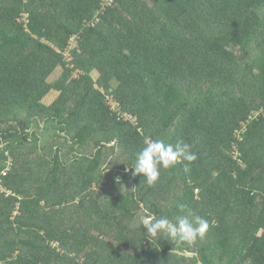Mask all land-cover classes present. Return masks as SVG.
<instances>
[{
	"label": "trees",
	"instance_id": "16d2710c",
	"mask_svg": "<svg viewBox=\"0 0 264 264\" xmlns=\"http://www.w3.org/2000/svg\"><path fill=\"white\" fill-rule=\"evenodd\" d=\"M104 1L0 0V264H264V0Z\"/></svg>",
	"mask_w": 264,
	"mask_h": 264
},
{
	"label": "rangeland",
	"instance_id": "374dc122",
	"mask_svg": "<svg viewBox=\"0 0 264 264\" xmlns=\"http://www.w3.org/2000/svg\"><path fill=\"white\" fill-rule=\"evenodd\" d=\"M235 52H237V51H235ZM65 56H66V54H65ZM66 60H68V59H66ZM79 73H81V72H79ZM76 72H74L73 74H72V76L73 77H76ZM91 74H93V77L95 78L96 76H97V74H99V72L96 70V69H94L93 71H91ZM60 75H61V70L59 69V68H57L51 75H50V78H49V81L50 82H52V83H55L58 79H59V77H60ZM101 91H103V89H101ZM58 92L57 91H51L44 99H43V103L45 104V105H47V106H50L52 103H54V102H56V100L58 99ZM107 97H109L110 98V96L109 95H107ZM108 104H110L111 105V107H112V109H114V107H116V104H115V102L112 100V99H109V101H108ZM126 120H129V119H127V118H125ZM138 120V119H137ZM129 121H131V122H133L134 124H136V121H135V118H133L132 120H129ZM138 122H139V120H138ZM63 134V133H62ZM63 143H65L66 142V140L64 139V140H61ZM68 143H70V142H68ZM71 144V143H70ZM72 145V144H71ZM72 147V146H71ZM9 152H6V155L9 157L10 156V154H8ZM64 156H65V158L67 159L70 155H71V148H69V147H67L66 148V151L64 152ZM156 154L158 155V150H156ZM11 157V156H10ZM3 163V162H2ZM7 166L8 167H11L12 166V160L10 159L8 162H7ZM5 171H8L7 169L5 170ZM3 174H6V172H4ZM121 181V180H120ZM0 183H1V180H0ZM102 187H104V186H102ZM101 187V188H102ZM128 188H129V190H130V187H131V184L130 185H128L127 186ZM127 188V189H128ZM97 189L102 193V192H108V190L107 189H105V190H102L101 191V189H99L98 187H97ZM124 191V190H123ZM123 191L122 190H120V192H118V194H119V196H122V194H123ZM100 193V194H101ZM142 219L143 220H145V221H148L149 222V220L146 218V217H142ZM147 222V223H148Z\"/></svg>",
	"mask_w": 264,
	"mask_h": 264
},
{
	"label": "clouds",
	"instance_id": "9594fccd",
	"mask_svg": "<svg viewBox=\"0 0 264 264\" xmlns=\"http://www.w3.org/2000/svg\"><path fill=\"white\" fill-rule=\"evenodd\" d=\"M76 46H77V43H76ZM76 48V47H75ZM66 52V51H65ZM64 52V60L66 61V62H69V61H71V59H72V57H71V59L69 60V61H67L66 60V56H65V53ZM71 56V55H70ZM102 89V88H101ZM104 91V90H103ZM109 99H112L114 102H115V104H116V107H115V109H112V107H110L111 109H112V111L113 112H118V111H120V106H119V103L117 102V101H115L113 98H109V97H107V100H106V103L108 104V101H109ZM109 106H111L110 104H108ZM124 117L125 118H127V119H129V120H132L133 118H135V121H136V124L135 125H137V120H136V117H134V116H131V115H129V114H124ZM133 123V122H132ZM134 124V123H133ZM150 143H151V146L153 147V149H154V151H155V156H158L159 154H160V149L158 148V146H157V144H155L154 142H152V141H150ZM156 150H158V155L156 154Z\"/></svg>",
	"mask_w": 264,
	"mask_h": 264
},
{
	"label": "built area",
	"instance_id": "2783aa9c",
	"mask_svg": "<svg viewBox=\"0 0 264 264\" xmlns=\"http://www.w3.org/2000/svg\"><path fill=\"white\" fill-rule=\"evenodd\" d=\"M113 0H105L104 1V6H111L112 5ZM68 45L66 48V59H68L67 61H69L71 59L70 56V51L73 50L76 47V41H75V37H71L68 41ZM115 109V107H114Z\"/></svg>",
	"mask_w": 264,
	"mask_h": 264
},
{
	"label": "water",
	"instance_id": "95a60500",
	"mask_svg": "<svg viewBox=\"0 0 264 264\" xmlns=\"http://www.w3.org/2000/svg\"><path fill=\"white\" fill-rule=\"evenodd\" d=\"M113 144L114 143H111L109 145L112 146ZM152 219H153V217H152ZM147 222L148 221H145V223H147ZM173 251H175L176 253H179L181 255H185V256H189V257H193V256L197 255V252H190V251H187V250H173ZM199 264H203L202 261H199Z\"/></svg>",
	"mask_w": 264,
	"mask_h": 264
},
{
	"label": "crops",
	"instance_id": "0c3cea01",
	"mask_svg": "<svg viewBox=\"0 0 264 264\" xmlns=\"http://www.w3.org/2000/svg\"><path fill=\"white\" fill-rule=\"evenodd\" d=\"M98 75V74H97ZM96 87H98V86H96ZM52 91H55V90H52ZM58 92V91H57ZM59 93V92H58ZM60 94V93H59ZM59 94H58V96H59ZM63 135V134H62Z\"/></svg>",
	"mask_w": 264,
	"mask_h": 264
}]
</instances>
